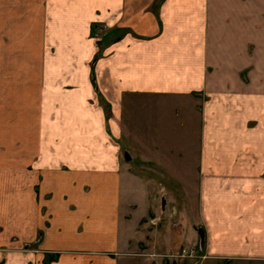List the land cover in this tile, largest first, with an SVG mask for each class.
<instances>
[{
  "label": "crops",
  "instance_id": "0c3cea01",
  "mask_svg": "<svg viewBox=\"0 0 264 264\" xmlns=\"http://www.w3.org/2000/svg\"><path fill=\"white\" fill-rule=\"evenodd\" d=\"M184 153L203 260L264 264V0H0L6 236L46 225L52 264H131L124 187Z\"/></svg>",
  "mask_w": 264,
  "mask_h": 264
},
{
  "label": "rangeland",
  "instance_id": "374dc122",
  "mask_svg": "<svg viewBox=\"0 0 264 264\" xmlns=\"http://www.w3.org/2000/svg\"><path fill=\"white\" fill-rule=\"evenodd\" d=\"M158 126L161 132L166 131L163 123L160 122ZM177 128L178 132L173 133L174 139H169V141L178 143L179 146L172 149L180 152V147L185 146L187 142L186 132L189 130L186 124L177 125ZM123 151L129 153L132 167L137 168L140 156L139 146L137 144L126 145ZM177 158L184 165L179 168V171H175L179 172L181 177L143 176L141 180L132 179L128 187H124L122 197L126 199L125 202L132 200L137 208L129 209V212H133V216L121 223V236L124 239L129 235L134 239V245L127 249L131 253L139 252L148 254V256L131 255V257L120 256L118 258H126L131 264H146L148 261L151 264H252L242 263L236 259L228 263L214 262L212 259L203 260V251L200 250V237L197 232L200 227L196 225L193 217L196 211V178L182 177L189 172L186 167L187 162L184 160L185 153L184 157L182 154ZM38 191L36 187V192ZM163 198L166 199L164 210L162 209ZM41 212L45 213L44 208ZM141 220L145 228L143 232L137 230ZM45 228L46 225L38 229L34 240L31 241L22 238L21 234L14 231L6 236V229L0 225V264H52L53 261H58L59 254L46 255V249L43 247ZM138 240H142L140 244L137 243ZM184 246H187L189 251L194 249V257L172 256L178 254L180 248ZM119 248L122 249V247Z\"/></svg>",
  "mask_w": 264,
  "mask_h": 264
},
{
  "label": "water",
  "instance_id": "95a60500",
  "mask_svg": "<svg viewBox=\"0 0 264 264\" xmlns=\"http://www.w3.org/2000/svg\"><path fill=\"white\" fill-rule=\"evenodd\" d=\"M124 156H125V159L127 161H130L131 160V156L129 155L128 152H125L124 153ZM166 207V199L163 198L162 199V209L164 210ZM198 234H199V237H200V248L202 249V246L204 244V241H205V235H204V230L202 228H198Z\"/></svg>",
  "mask_w": 264,
  "mask_h": 264
},
{
  "label": "built area",
  "instance_id": "2783aa9c",
  "mask_svg": "<svg viewBox=\"0 0 264 264\" xmlns=\"http://www.w3.org/2000/svg\"><path fill=\"white\" fill-rule=\"evenodd\" d=\"M174 257H182V258H185V257H194V249L189 251L187 246H184V247H181L178 254H174L172 255Z\"/></svg>",
  "mask_w": 264,
  "mask_h": 264
},
{
  "label": "trees",
  "instance_id": "16d2710c",
  "mask_svg": "<svg viewBox=\"0 0 264 264\" xmlns=\"http://www.w3.org/2000/svg\"><path fill=\"white\" fill-rule=\"evenodd\" d=\"M200 249V248H199ZM201 251H203V246H202V249H200Z\"/></svg>",
  "mask_w": 264,
  "mask_h": 264
}]
</instances>
